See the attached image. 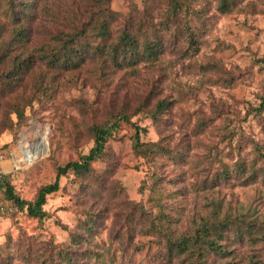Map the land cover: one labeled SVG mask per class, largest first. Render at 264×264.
I'll list each match as a JSON object with an SVG mask.
<instances>
[{"label": "rangeland", "instance_id": "1", "mask_svg": "<svg viewBox=\"0 0 264 264\" xmlns=\"http://www.w3.org/2000/svg\"><path fill=\"white\" fill-rule=\"evenodd\" d=\"M11 1L0 0V43L16 47L23 27L32 65L13 92L4 94L0 78V177L32 201L58 166L90 150L93 126L111 129L90 174L60 176L43 218L19 208L0 215V264H42L67 249L83 264H264V239L237 230L264 232V0H238L226 13L216 0H183L168 30L161 23L169 0H34L22 21ZM15 1L18 8L31 0ZM100 5L115 12L112 40L131 29L130 18L157 28L159 58L118 68L89 55L75 69L37 75L47 69L40 49L88 25ZM10 65L0 57V73ZM162 100L169 104L154 119L149 110ZM41 138L33 160L16 154L22 141ZM136 138L167 152L138 155ZM206 221L221 224L207 236L218 251L193 242Z\"/></svg>", "mask_w": 264, "mask_h": 264}, {"label": "trees", "instance_id": "2", "mask_svg": "<svg viewBox=\"0 0 264 264\" xmlns=\"http://www.w3.org/2000/svg\"><path fill=\"white\" fill-rule=\"evenodd\" d=\"M33 1H26L21 7H16L15 0L11 1L10 9L14 11L15 17L18 21L26 20L32 9L35 8ZM38 0L35 2L37 3ZM238 0H216L217 9L226 13L229 12ZM169 8L161 23L165 30L170 27L176 26L181 11V2L183 0H169ZM14 9H13V8ZM98 7L97 12L94 14L92 20L88 25L81 27L78 30H73L69 34H58V40L60 41L59 46L54 47L51 51H47L45 48L40 49L39 57L42 58L45 71L37 72V75H47L48 69L51 74H55L56 70L59 69H75L85 62L87 56H98L104 55L106 62L115 65L118 68L132 66L140 61L155 62L163 49V42L161 40L160 31L157 28L148 23L145 19L140 20L137 26L132 24V19H128L130 30L123 28L119 35L111 39V30L109 28L110 19L115 17V12L109 7ZM145 26V27H143ZM91 35L93 41L88 43L85 39ZM191 43L195 46L193 34L191 33ZM85 37V38H84ZM27 33L22 27L16 32L13 42L16 47H9V45L2 46L0 43V57L9 58L11 65L7 71L0 73V78L3 82L4 94L7 92H13L17 89L23 81L24 75L27 74L32 65L31 54L25 51L24 42H26ZM87 41V43H86ZM85 42V45H82ZM89 44V45H88ZM16 53H13L12 50ZM107 65H109L107 63ZM103 65V66H107ZM100 70V71H99ZM98 71L104 73V69ZM1 91V92H2ZM168 101H158L154 110H149L152 117L155 119L156 114L161 112L162 109L166 108ZM260 108H264V96L262 97ZM111 127L109 126H93L91 133L93 135L94 145L90 150L82 155L79 160L69 161L61 166L57 167L55 178L52 182L40 187L37 191L35 198L32 201H26L19 198L13 193L12 187L7 185L5 178H0V186L7 185L5 190L7 199L14 202L19 209H25L27 213L36 218H43L45 211L43 205L46 201L48 194L54 193L59 189V178L67 171L72 170L78 175L90 174L91 163L97 160L104 153V144L107 136L110 134ZM132 148L138 155L147 157L167 152V150L160 145L158 142H140L138 138L134 139ZM225 173H221L220 177H223ZM227 226L229 223L226 219L221 223ZM220 223L204 222L203 227L198 231V236L194 238V244L200 246L201 243H205L209 249L215 251L220 250V245L213 239H209V230H217ZM256 225V223H253ZM239 235H246L250 238H262L264 239V232L260 235H254L252 228L247 225H239L237 228ZM72 240L74 243L80 240V234H73ZM185 243L181 242L178 248L184 247ZM58 260L49 254L45 259L42 260V264H58V261L64 262V264H83V261H79L80 254H73L67 250H58L55 252Z\"/></svg>", "mask_w": 264, "mask_h": 264}, {"label": "bare ground", "instance_id": "3", "mask_svg": "<svg viewBox=\"0 0 264 264\" xmlns=\"http://www.w3.org/2000/svg\"><path fill=\"white\" fill-rule=\"evenodd\" d=\"M43 138H41L39 141L32 143L31 145L25 144L22 141L23 143L22 142L20 143L18 149L16 150V154L18 156H21L24 160L27 161L33 160L40 153V146L41 143L43 142Z\"/></svg>", "mask_w": 264, "mask_h": 264}, {"label": "built area", "instance_id": "4", "mask_svg": "<svg viewBox=\"0 0 264 264\" xmlns=\"http://www.w3.org/2000/svg\"><path fill=\"white\" fill-rule=\"evenodd\" d=\"M17 209H18V206L14 202L8 199H0V215L12 214Z\"/></svg>", "mask_w": 264, "mask_h": 264}]
</instances>
